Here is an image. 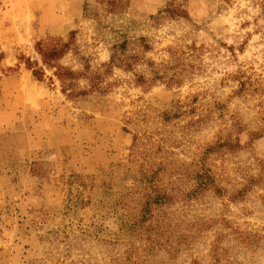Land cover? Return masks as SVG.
I'll return each instance as SVG.
<instances>
[{
  "label": "rangeland",
  "instance_id": "374dc122",
  "mask_svg": "<svg viewBox=\"0 0 264 264\" xmlns=\"http://www.w3.org/2000/svg\"><path fill=\"white\" fill-rule=\"evenodd\" d=\"M0 264H264V0H0Z\"/></svg>",
  "mask_w": 264,
  "mask_h": 264
},
{
  "label": "trees",
  "instance_id": "16d2710c",
  "mask_svg": "<svg viewBox=\"0 0 264 264\" xmlns=\"http://www.w3.org/2000/svg\"><path fill=\"white\" fill-rule=\"evenodd\" d=\"M56 49H52V48H46L44 46L41 47V51L43 52V56H44V62L49 64L50 60L52 59V55L55 53ZM111 60H113V58H111ZM70 73L71 72H60L57 71L56 75L59 76V78H63V79H70ZM33 76L36 79H40L42 72L38 71V70H33L32 71ZM66 90H71L69 91L68 96H73V89H72V84L69 82L65 85V87L63 88V91ZM152 182V187H156L151 189V192L146 193L145 195H143L142 198H145L143 201V206L142 209L140 210V219L139 221H135L133 223L132 226H130V230L132 231H136V230H140V228H142L143 226L145 227V232L148 233V240H152L153 242L155 241H162L164 240V242H168L169 240V236H167L168 232H169V228L170 225L169 223H165L164 219L165 217H160L159 215L154 216L152 211H153V206L156 207V209H161L163 208L165 205L168 204V200H171V197H169L166 192L165 189H159V185L158 181L151 179ZM156 185V186H155ZM163 213V212H162ZM158 214V213H157ZM145 221H148V223H146V225H143L142 223Z\"/></svg>",
  "mask_w": 264,
  "mask_h": 264
}]
</instances>
